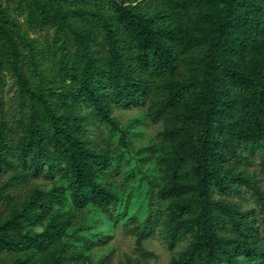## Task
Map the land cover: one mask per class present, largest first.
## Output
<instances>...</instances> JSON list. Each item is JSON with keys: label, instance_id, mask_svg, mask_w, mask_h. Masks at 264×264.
I'll return each instance as SVG.
<instances>
[{"label": "trees", "instance_id": "1", "mask_svg": "<svg viewBox=\"0 0 264 264\" xmlns=\"http://www.w3.org/2000/svg\"><path fill=\"white\" fill-rule=\"evenodd\" d=\"M35 1L44 5L42 26L59 33L49 51L15 41L12 9L0 1V49H9L14 57L11 68L18 79L11 80L19 106L18 115L6 110L8 79L0 72V257L33 250L44 264H87L71 241L56 260L46 254L48 241L71 220L73 209L91 203L108 215L113 212L110 198L90 189L93 177L108 170L109 158L101 141L87 134V112L92 108L113 123L108 110L148 103L154 117L164 120V136L171 147L165 162L171 187L159 192L168 203L161 230L170 247L181 239L189 243L172 264H264V242L259 243L261 231L254 215L230 199L253 194L264 233V55L251 65L249 74L229 59L230 51L237 49L229 43V30L241 1L246 8L245 50L256 56L263 49L264 6L258 0H221L216 11L203 15L210 45L200 75L174 82L185 68L156 20L142 13L148 0L136 6L128 0H83V26L92 32L77 35L74 43L61 35L66 17L48 6L69 0ZM99 36L104 37L103 48H96ZM55 53H60L56 69L48 74L46 63ZM38 66L40 70L33 72ZM58 74L68 78L61 89L54 86ZM236 142L245 144L241 153ZM253 161L262 180L237 171ZM65 162L73 174L66 186L46 193L31 182L39 170L48 167L52 173ZM24 185L29 186L30 200L20 211L23 201L15 188ZM64 200L74 208L63 212ZM45 219L48 234L27 231ZM148 229L142 228L140 239ZM79 238L86 246L93 244L92 239Z\"/></svg>", "mask_w": 264, "mask_h": 264}, {"label": "rangeland", "instance_id": "2", "mask_svg": "<svg viewBox=\"0 0 264 264\" xmlns=\"http://www.w3.org/2000/svg\"><path fill=\"white\" fill-rule=\"evenodd\" d=\"M0 1L3 6L9 5L12 9L11 31L15 41L19 43L24 40L32 46L38 45L49 51L54 37L59 36V33L56 28L42 26L40 12L44 5L35 0ZM141 1L143 0H128L134 6L139 5ZM219 2L221 0H148L143 5L142 13L156 20L161 36L165 38L172 52L180 58L181 68H185L184 73H176L174 82L199 77L202 60L207 56L210 45L208 30L201 18L216 11ZM258 2L264 6V0ZM48 6L58 8L66 17L62 20L63 38H68L74 43L77 35L92 32V29L85 30L83 26L81 14L86 11L83 0H69L61 5L48 2ZM245 14L246 8L241 1L233 18V27L229 30V43L237 47L236 50L230 51L229 59L234 61L241 71L249 74L251 65L264 55V47L256 56L245 50L246 28L242 24ZM261 32L264 36V18ZM96 40V48H103L104 37H96ZM21 46V49L27 50L26 46ZM51 55L46 63L48 74L56 69L60 53ZM14 62L9 49H0V72L8 79L4 106L11 114L19 108L14 99L17 87L11 80L18 79L11 68ZM40 68L34 67L33 72L39 71ZM31 75L30 79H35ZM55 79L59 81L54 86L61 89L64 80L68 78L65 74H58ZM16 114L18 115L17 112ZM107 115L113 119V123L103 114L90 108L84 124L87 134L97 137L107 151L109 168L106 172L101 169L98 175L93 177L90 189L105 193L110 198L112 215L91 203L83 209H73L71 220L62 225L58 234L48 241L46 254L56 260L62 254L65 243L71 241L87 264H172L189 243L186 239H181L174 247H170L161 230V223L167 218L168 203L159 198V192L171 187L165 173L166 158L171 153V147L164 136L165 122L154 117L148 103L114 107L107 111ZM235 144L241 153L245 144ZM244 153L247 154V151ZM68 168L67 162L57 165L52 173L45 167L39 170L40 173L31 176V182L46 193H54L58 187L66 186L73 176L68 172ZM237 171H244L255 179L262 180L260 169L254 161L250 165L238 166ZM6 178L8 177H3ZM261 187L264 189V180L261 181ZM15 192L22 198L23 202L19 205V210L22 211L30 200L29 186H18ZM68 193L66 191V195ZM230 199L242 209L251 211L256 226L261 231L259 243L264 242L263 215L253 194L244 192L243 195L232 196ZM54 207L58 208L59 204ZM61 208L63 212H67L74 207L68 200H64ZM49 225V219H45L42 224L29 227L27 231L34 235H46L50 230ZM146 225L149 228L148 233L140 239L141 230ZM79 237L92 239L93 244L86 246ZM0 259L2 264H12L14 260L24 264H44L41 255L33 250L18 254L7 253Z\"/></svg>", "mask_w": 264, "mask_h": 264}]
</instances>
